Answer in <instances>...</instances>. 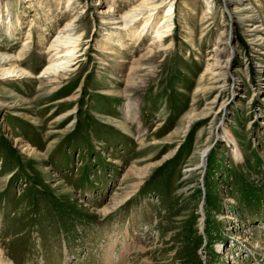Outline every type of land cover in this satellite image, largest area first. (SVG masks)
Wrapping results in <instances>:
<instances>
[{
	"label": "rangeland",
	"instance_id": "374dc122",
	"mask_svg": "<svg viewBox=\"0 0 264 264\" xmlns=\"http://www.w3.org/2000/svg\"><path fill=\"white\" fill-rule=\"evenodd\" d=\"M139 1L0 0L21 19L12 38L0 26V53L33 74L0 79V249L13 264H264V57L249 32L264 0H245L255 22L236 0L211 14L177 0L169 50L146 58L147 35L105 54L102 2L124 14ZM81 10L87 60L42 85L49 44ZM229 31L219 89L205 71ZM211 146L206 170L187 172Z\"/></svg>",
	"mask_w": 264,
	"mask_h": 264
},
{
	"label": "bare ground",
	"instance_id": "6f19581e",
	"mask_svg": "<svg viewBox=\"0 0 264 264\" xmlns=\"http://www.w3.org/2000/svg\"><path fill=\"white\" fill-rule=\"evenodd\" d=\"M101 1V0H100ZM207 6V14H211L215 8L214 0H203ZM239 2L240 8L238 12L243 16V20L246 22H255L258 21L257 10L250 4H245V0H236ZM68 7L74 5L73 0H67ZM177 0H140L127 12L120 13L113 6L109 5L106 2H102V8L99 9L98 14V25L105 27L110 26L109 32L106 33L103 37L107 40V45L110 47H115V50L108 51L105 48V54H118V51H124L125 48L129 45L128 43L133 40H140L142 37L147 35L152 36V42L150 45L153 47L145 54L146 58H150L154 51L159 49L160 52L163 50H169L174 41H170L168 46H166L167 39H172V33L175 31V16H176V7ZM83 10L79 11V16L75 17L65 27L57 34L53 41L49 44L48 47V56L49 63L47 64L45 70L43 71V77H47V80L42 79L40 82L44 85L46 81L50 82H59L65 81L67 74L69 72L74 73L78 70L79 65L83 64L87 60V50L89 46L86 47L85 53H81L84 46H87L91 40L85 42L84 36L88 34L87 30H82L78 32L76 30L77 21L84 18L85 12ZM77 14V15H78ZM87 14V13H86ZM21 19L19 16L13 17L9 11L7 14L3 12V7L0 8V26H3L5 32L8 34V37L12 38L16 35L17 26L16 23H20ZM96 27V26H95ZM94 30V29H93ZM250 41L253 46L258 47L257 52L260 54V58L264 57V26L256 22L252 26V29L249 30ZM232 32L228 33L223 32L218 38L216 43V50L212 59L215 60L209 67H207L205 72L212 73L216 84H219V89H223L222 85L224 79H227L228 76L232 75V61L236 55L235 48L233 47L232 42ZM87 43V44H86ZM112 43H116L115 45ZM27 50V46H24L22 52ZM119 59H123L118 55ZM16 58L6 54L0 53V79L7 80L8 78H24L26 76H32L28 71L24 69L17 70V67H14V60ZM106 60H103L105 63ZM123 61V60H122ZM122 61H119L122 62ZM140 60L134 61V63H139ZM134 64V65H135ZM104 65V64H103ZM264 65V62H263ZM141 66V64H140ZM132 69H136L131 66ZM264 67V66H263ZM135 71V70H134ZM260 74L262 75V80L264 81V70H261ZM134 76V75H133ZM233 77V75H232ZM134 78L135 84H138ZM127 83H132L131 79ZM131 84V85H132ZM243 98V96L241 97ZM25 103V101H21ZM68 103V102H67ZM26 104H30L29 101H26ZM132 105V104H131ZM229 141L231 139L229 136ZM20 145V144H19ZM22 152L28 156H35V149L30 148L29 146L22 145L20 146ZM213 149V146L208 147L201 153V162L198 166L190 168L188 171H198L206 170L208 164V157L210 151ZM236 152V151H235ZM39 157H42L38 155ZM143 171L139 170L137 176H143ZM203 208V205H202ZM110 210L107 208L103 210V214H107ZM203 219H205V214H203ZM205 220H203V223ZM205 228V227H204ZM0 264H13L6 257L2 249H0Z\"/></svg>",
	"mask_w": 264,
	"mask_h": 264
}]
</instances>
